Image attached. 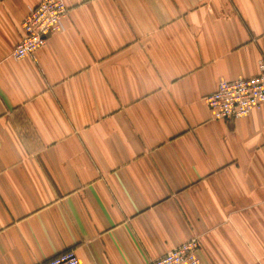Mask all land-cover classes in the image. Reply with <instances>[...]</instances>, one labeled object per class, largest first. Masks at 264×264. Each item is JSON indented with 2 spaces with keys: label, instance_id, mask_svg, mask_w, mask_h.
<instances>
[{
  "label": "crops",
  "instance_id": "crops-1",
  "mask_svg": "<svg viewBox=\"0 0 264 264\" xmlns=\"http://www.w3.org/2000/svg\"><path fill=\"white\" fill-rule=\"evenodd\" d=\"M39 1L0 0V264H145L190 238L199 264H264V106L203 99L258 74L264 0H64L15 59Z\"/></svg>",
  "mask_w": 264,
  "mask_h": 264
},
{
  "label": "built area",
  "instance_id": "built-area-1",
  "mask_svg": "<svg viewBox=\"0 0 264 264\" xmlns=\"http://www.w3.org/2000/svg\"><path fill=\"white\" fill-rule=\"evenodd\" d=\"M67 10L64 0H40L31 7L22 21L23 35L12 50V57H33L45 45L48 37L61 28ZM203 99L214 119L241 118L262 108L264 62H260L256 75L220 78L215 90L207 93ZM197 249L198 240L190 238L145 264H199ZM39 264H79V259L73 250L68 249Z\"/></svg>",
  "mask_w": 264,
  "mask_h": 264
}]
</instances>
